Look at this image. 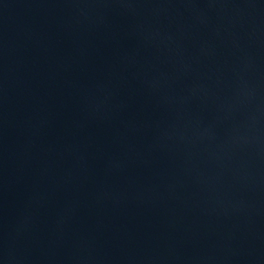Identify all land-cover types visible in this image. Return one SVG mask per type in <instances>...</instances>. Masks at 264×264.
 I'll return each mask as SVG.
<instances>
[{
    "label": "water",
    "instance_id": "water-1",
    "mask_svg": "<svg viewBox=\"0 0 264 264\" xmlns=\"http://www.w3.org/2000/svg\"><path fill=\"white\" fill-rule=\"evenodd\" d=\"M0 264H264V0H0Z\"/></svg>",
    "mask_w": 264,
    "mask_h": 264
}]
</instances>
